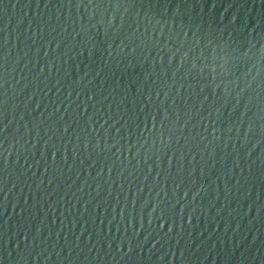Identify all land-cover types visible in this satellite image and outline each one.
<instances>
[{
    "label": "water",
    "instance_id": "95a60500",
    "mask_svg": "<svg viewBox=\"0 0 264 264\" xmlns=\"http://www.w3.org/2000/svg\"><path fill=\"white\" fill-rule=\"evenodd\" d=\"M238 0H0V264H163Z\"/></svg>",
    "mask_w": 264,
    "mask_h": 264
}]
</instances>
